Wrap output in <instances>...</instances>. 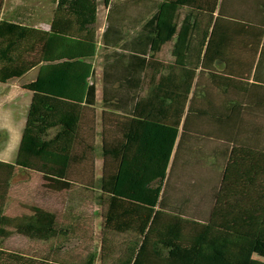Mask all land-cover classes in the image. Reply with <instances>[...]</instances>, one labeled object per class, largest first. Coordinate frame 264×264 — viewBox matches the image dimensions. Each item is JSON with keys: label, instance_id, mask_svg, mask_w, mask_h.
I'll list each match as a JSON object with an SVG mask.
<instances>
[{"label": "trees", "instance_id": "16d2710c", "mask_svg": "<svg viewBox=\"0 0 264 264\" xmlns=\"http://www.w3.org/2000/svg\"><path fill=\"white\" fill-rule=\"evenodd\" d=\"M49 1L54 5L52 18L49 30L42 32L29 26L39 13L30 5L31 0H0V84L39 66L36 79L23 86L30 93V103L14 143V159L0 161V264H95L97 258L99 264H154L152 256L157 259L155 264H165V248L169 249L168 264L174 260L182 264H264L252 259L255 245L264 244V162L262 167L253 164L247 169L243 179L250 186L245 188L233 187L242 178L231 174L234 169L228 164L216 198H230L234 203L214 205L204 223L187 222L191 231L187 247L180 249L177 241H168L166 236L152 238L158 225L152 215L162 195L178 120L196 72L209 57L211 41L218 35L211 23L217 0H101L108 9L101 35L105 51L102 107L157 118L154 127L162 138L151 151L152 164L141 168L142 173L152 169V180L142 182L137 190L138 183L130 187V174L115 176L116 180L124 177V185L130 189L126 193L124 188L113 189L114 199L135 203L138 211L115 202L100 206L102 227L97 252L87 249L93 241L92 219L74 193H91L103 180L94 178L93 141L84 148V141L78 140L86 108L95 103L90 61L96 54L98 0ZM133 17L142 25L127 40L124 27H130ZM236 35L244 37L248 31L241 29ZM163 70L168 73L163 74ZM145 86L150 87L143 94ZM122 104L131 105V110H124ZM163 117L177 120L164 123ZM20 173L37 177L46 197L65 196L63 202L69 201L70 206L59 211L30 206L29 214L7 213L11 182ZM107 179L105 173L104 181ZM152 181L156 187L146 188ZM97 200L100 203L101 196ZM75 205L81 209L75 211ZM133 213L138 216L134 221L138 235L132 251L122 254L117 252L111 231L124 218L125 225L131 227ZM12 236L37 248L25 253L8 250L5 245Z\"/></svg>", "mask_w": 264, "mask_h": 264}, {"label": "crops", "instance_id": "0c3cea01", "mask_svg": "<svg viewBox=\"0 0 264 264\" xmlns=\"http://www.w3.org/2000/svg\"><path fill=\"white\" fill-rule=\"evenodd\" d=\"M107 10L104 6L103 19L97 30L95 29L98 24L97 7L94 24L96 54L90 61L94 68L95 103L94 106L86 108L80 131L81 138L78 139L84 141V148L86 143L93 141L94 178L103 180L91 193L84 191L74 193L85 211L92 204L99 207L98 240L102 227L100 206L115 202L132 211H138L137 204L124 199H114L113 189L124 188V193L130 189L124 185V177L116 180L115 176L130 174V187H133L131 183H138L137 187L135 185L137 190L141 188L142 182L152 180V169L147 172L144 170L142 173L141 168L152 164L151 151L156 147V141L162 138L154 127L157 118L140 117V112L131 114L130 111L116 112L102 107V55L105 51L101 48V35L105 28ZM40 13L39 9V13L29 26L46 32L49 30L52 15L45 27H37L33 23ZM211 23L218 30V35L212 39L209 57L198 68L196 77L192 81L178 120L177 135L161 184L162 195L152 215V218L155 215L158 223L152 238L166 236L168 241H177V247L179 246L180 249L187 247L186 241L191 233L187 222L204 223L209 218L214 205L225 201L227 204L234 203L230 198H216L228 164L234 169L231 174L242 178V181L238 184L234 183L233 187L245 188L250 186L243 179L247 169L253 167V164H260L259 167H262L264 162V0H217ZM130 24V27H124L127 40L135 36L142 25L134 17L130 20ZM241 29H246L248 35L237 36L236 32ZM38 70L39 66L34 67L22 77L2 85L7 86L13 81H22L14 91L5 94L1 100L3 108L0 109V131L6 128L2 123H7L9 120L7 112L17 103V99L24 100L27 113L30 93L24 90L23 86L36 79ZM162 72L168 73L167 70ZM25 79L27 80L24 81ZM149 87L143 88V94ZM122 107L124 110H131V105L122 104ZM26 113L17 127L6 128L7 142L14 144L18 141ZM154 113L152 111V114ZM90 120L91 126H89ZM176 120L173 117L162 118L164 123L173 124ZM8 150L9 148L6 151ZM7 156L4 155L5 159L0 158V161L12 162L13 160L7 159L12 155ZM97 156L100 158L98 163ZM83 171H86V168ZM105 173L108 179L104 181ZM140 173L142 176L134 177ZM75 187L77 190H82L80 185ZM155 187L156 181H152L146 188ZM117 194L121 195V193ZM99 196H101L100 203L97 200ZM69 203V201L62 202L58 208L54 207L55 204H52L51 208L47 205L44 207L59 211L70 206ZM58 213L59 217H62L63 214ZM86 213L92 219L90 227L93 235V241L87 249L95 251L96 233L93 213L88 211ZM74 215H77V212H74ZM137 219L138 216L133 213L131 227L125 225L127 218H124L118 221L117 228L111 231L116 238L117 252L129 254L132 251L134 238L139 231L134 223ZM192 235L195 236L196 233ZM154 241L152 240V254L157 250ZM99 246L98 243L97 251ZM163 251L165 264H168L169 249L165 248ZM155 260L157 261L156 257L152 256V263H157ZM95 264H99L98 258ZM173 264H182V262L174 260Z\"/></svg>", "mask_w": 264, "mask_h": 264}, {"label": "rangeland", "instance_id": "374dc122", "mask_svg": "<svg viewBox=\"0 0 264 264\" xmlns=\"http://www.w3.org/2000/svg\"><path fill=\"white\" fill-rule=\"evenodd\" d=\"M11 1V0H8ZM30 4L37 6L41 13L39 17L34 21L33 25L37 27H45L47 22L50 20L53 10V5L47 0H31ZM104 15V5L101 0H98V24H96L95 29H99L100 24L102 22ZM98 63L96 62V65ZM25 79L24 81H26ZM22 81H13L7 86L0 85V109L3 108V102L1 101L5 94H8L11 91H14L16 86L20 85ZM17 83V84H16ZM17 103L14 104L12 109H9L7 112V117H10L7 120V123H2V126L10 129L17 127L20 124L21 119L24 118L25 115V102L23 99H17ZM6 128L0 131V158L5 159L4 155H12L11 157H6L8 160H13L15 154V144L13 142H7V130ZM9 148L8 151H6ZM97 163L99 162V156L96 157ZM11 190L9 192V199L7 201L5 211L7 213L12 214H29L28 207L30 206H42L47 205L49 208L53 207L52 204L56 205L54 207L58 208V206L62 204L64 201L65 196H54L50 195V197H46L42 193V189L39 187L38 178L32 176L28 178L24 174H17L15 178L11 182ZM21 205H23L21 207ZM46 206V207H47ZM77 211L81 209V206L75 205ZM53 209V208H52ZM82 211V210H81ZM92 212L94 218V225H95V233L96 237L94 239V249L97 252L98 249V230H99V207L97 205H89L88 210L86 212ZM5 248L8 250H22L23 253L30 251L31 249L37 248V245L26 241L23 238H19L17 236H12L6 242ZM253 260L264 263V244L258 243L254 247Z\"/></svg>", "mask_w": 264, "mask_h": 264}]
</instances>
